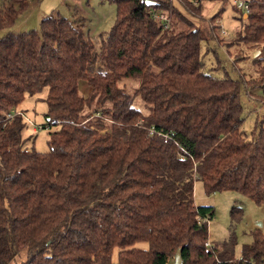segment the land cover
I'll use <instances>...</instances> for the list:
<instances>
[{
    "label": "trees",
    "instance_id": "1",
    "mask_svg": "<svg viewBox=\"0 0 264 264\" xmlns=\"http://www.w3.org/2000/svg\"><path fill=\"white\" fill-rule=\"evenodd\" d=\"M111 1L113 23L94 51L79 18L49 14L38 30L3 31L28 1L0 0V264L22 251L19 264H170L177 248L182 264H264L257 227L240 258L233 233L205 245L214 208L193 199L199 181L205 195L264 204V128L241 130L239 101L264 88V0H247L228 40L216 23L223 4L205 17L213 0ZM239 44L259 51L254 77H229L218 59L205 68L215 48ZM96 63L105 71H91ZM122 78L136 82L132 94ZM43 87L45 124L58 127L39 152L24 146L18 105ZM242 211L230 207L231 226Z\"/></svg>",
    "mask_w": 264,
    "mask_h": 264
},
{
    "label": "rangeland",
    "instance_id": "2",
    "mask_svg": "<svg viewBox=\"0 0 264 264\" xmlns=\"http://www.w3.org/2000/svg\"><path fill=\"white\" fill-rule=\"evenodd\" d=\"M28 7L21 12L12 26L3 31L23 32L28 30H38L40 19L49 14H60L65 17H76L82 19L83 27L90 39L93 41L95 49L99 34H106L113 23L115 17V5L111 0H27ZM239 0H220L207 1L204 3L206 9L205 17L210 13L220 9L219 16L216 19L218 31L228 40L234 37L236 30L239 28V16L242 9L235 5ZM198 22V21H197ZM88 30V31H87ZM221 35V34H220ZM226 46L215 48V54L206 56L205 68H212L211 61H221L229 77H237L238 72L243 73L245 78H252L256 75L255 66L252 63V54L256 50H251L243 44L229 46L228 51ZM238 52L241 58L234 60V53ZM257 55V54H256ZM236 59V58H235ZM91 71L103 72L105 69L96 63L90 68ZM214 76H220V69H209ZM119 86H123L128 94H132L133 87L136 82L132 78H122L118 81ZM47 88L43 87L39 92L29 95L25 94L23 100L18 105L24 120V128L21 131V136L24 140L26 149H34L39 152L49 150L47 144L48 133L57 129L58 125H46L45 113L47 106L44 101ZM79 94L86 96L89 92V87L84 80L78 82ZM251 97L245 94H240L239 101L242 105L241 130L246 134L250 133L254 124L261 125L264 128V88L251 89L248 92ZM133 106L143 113L148 112L145 103L138 97L133 98ZM32 124L30 125L28 121ZM32 126H42L41 130H33ZM194 203L199 206H212L214 214L212 220L207 223L208 240L206 242H222L228 238L229 233H233L235 238L234 256L240 258L241 246L251 241L250 232L254 227H257L264 233V204L256 205L250 199L238 194L235 191L215 192L210 195L203 193L202 185L199 181H195L193 185ZM241 205V219L231 226L229 218V209L234 204ZM140 247H147V243L141 241L136 244ZM111 259H116V249H112ZM24 258V251L19 257H15L9 264H19ZM170 264L173 258H170Z\"/></svg>",
    "mask_w": 264,
    "mask_h": 264
},
{
    "label": "built area",
    "instance_id": "3",
    "mask_svg": "<svg viewBox=\"0 0 264 264\" xmlns=\"http://www.w3.org/2000/svg\"><path fill=\"white\" fill-rule=\"evenodd\" d=\"M236 7L239 8V9H242V12H243V13H247V12H248V1H247V0H239V1L237 2V4H236ZM153 18L162 21L163 24H164V27H166V26L168 25L169 16H164V15H162L161 13L155 11V12L153 13ZM220 33H221V29H220ZM222 33H223V32H222ZM222 33H221V34H222ZM15 114H20V112H18V111H13L12 113H11V112H10V113L8 112V113H7V117H8V118H11V117H13ZM27 121H28V123H29L30 125H32V124L29 122V120H27ZM42 128H43L42 126H32V129H33V130H37V129L41 130ZM205 245H209V242H205Z\"/></svg>",
    "mask_w": 264,
    "mask_h": 264
},
{
    "label": "water",
    "instance_id": "4",
    "mask_svg": "<svg viewBox=\"0 0 264 264\" xmlns=\"http://www.w3.org/2000/svg\"><path fill=\"white\" fill-rule=\"evenodd\" d=\"M258 53H259V51L257 50L255 52H253L252 56L255 57L256 54H258ZM171 264H182L179 248H177L175 250V253L173 255V262H171Z\"/></svg>",
    "mask_w": 264,
    "mask_h": 264
},
{
    "label": "crops",
    "instance_id": "5",
    "mask_svg": "<svg viewBox=\"0 0 264 264\" xmlns=\"http://www.w3.org/2000/svg\"><path fill=\"white\" fill-rule=\"evenodd\" d=\"M73 18H76V17H73ZM82 20V19H81ZM82 23H83V21H82ZM88 31V30H87ZM20 110V109H19Z\"/></svg>",
    "mask_w": 264,
    "mask_h": 264
}]
</instances>
